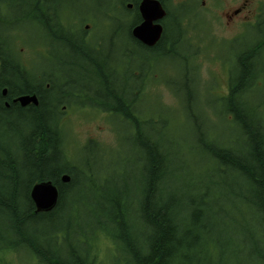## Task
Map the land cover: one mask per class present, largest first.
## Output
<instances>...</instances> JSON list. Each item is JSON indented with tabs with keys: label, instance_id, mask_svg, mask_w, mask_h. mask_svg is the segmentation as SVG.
Masks as SVG:
<instances>
[{
	"label": "trees",
	"instance_id": "1",
	"mask_svg": "<svg viewBox=\"0 0 264 264\" xmlns=\"http://www.w3.org/2000/svg\"><path fill=\"white\" fill-rule=\"evenodd\" d=\"M176 32L168 49L164 47L168 56L178 55L176 49L183 44V34ZM18 53L13 46V60ZM263 53L261 40L237 55L227 94L218 98L220 109L216 112L223 126L217 124L220 118L212 122L220 132L207 128L211 120L201 112L189 84L182 99L186 120L178 123L166 111L145 119L137 109V98L143 95L136 93L127 99L111 95L106 108L131 127L129 141L140 154V176L136 192L102 193L91 202L82 198L78 203L77 191H96L99 177L76 162L74 150L69 152L60 123L63 113L49 114L44 108L7 112L0 107V264H10L5 254L20 250L35 264H102L92 250L100 239L114 250L116 264H250V246L264 243V64L259 62ZM77 65L81 80L106 79L102 63L83 61ZM6 68L11 69L9 81L1 82L0 90L6 87L10 97L30 94L32 82L24 69L16 61L14 67ZM113 71L110 79L116 78ZM98 85L102 86L100 94L105 93L103 89L110 91L102 83ZM71 86L76 92L69 102L76 100L79 105L91 104L106 111L103 103L106 105L107 99L91 98L90 90L70 81L65 89ZM187 130L190 145L178 139ZM179 144L185 148L180 150ZM92 148L99 149L89 142L82 151L88 153ZM186 151L198 152L209 165L204 183L202 176L193 180L187 166H179ZM63 175L69 177L66 184L61 182ZM44 181L57 188L58 202L52 211L36 213L29 194L34 185ZM221 191L236 214L245 212L251 217L255 233L245 224H234L229 234L224 233L230 220L221 206ZM84 204L104 219L97 217L82 227L80 216L74 215H79L78 207ZM61 219L65 222L57 232ZM43 226L48 230L38 233V227ZM10 231L16 234L15 241H10ZM58 240L68 245L67 259L61 255L62 246L55 244ZM80 244L87 246L83 254L73 249ZM231 245L232 261L228 256ZM122 250L125 255L117 256ZM253 258L264 264V251L254 252Z\"/></svg>",
	"mask_w": 264,
	"mask_h": 264
},
{
	"label": "rangeland",
	"instance_id": "2",
	"mask_svg": "<svg viewBox=\"0 0 264 264\" xmlns=\"http://www.w3.org/2000/svg\"><path fill=\"white\" fill-rule=\"evenodd\" d=\"M256 1L253 4L255 6L252 7L251 5L249 8L252 13L248 14L245 12L240 17V19L245 17L244 22L250 21L251 15L258 14L256 10H258V5L262 1ZM178 4L180 2L174 0L169 5V10L173 16H178V12H180V5ZM233 4V0H221L219 10L224 12L228 5ZM218 13L221 12L218 11ZM240 21L237 20L235 23L228 25L225 20L220 19L219 23L209 24L203 30L187 29L180 24V34H183V44L176 49L178 55L175 57L164 54L161 48H158L152 54L142 51L137 58H127L124 63L121 62L122 59L119 54L116 57L113 56L110 72L114 70L116 78L110 79L111 89L108 93L120 95L126 99L131 98L136 93L143 95L137 98V109L140 110L141 115H144L145 119L157 117L166 111L178 123V121L183 122V120H186V117H183V113L186 114V112L185 110L183 111L182 99L186 96V87H188L186 84H189L191 85L189 88L193 90L191 94L194 97L196 96L195 99L199 102L201 112L211 120V122L206 124L207 128L216 130L212 122L220 118L218 113L220 109L218 98L225 97L227 94L230 71L235 64L234 61L237 55L245 51L247 47L252 46L255 42L264 40V26L257 28L255 30L257 31L256 34L255 31L250 29L246 31V34H242L243 28H240V26L243 25L245 28L246 23L243 22L240 25ZM257 26L258 24L252 28H256ZM201 31H205L206 34H200ZM174 33L177 34L176 30H174ZM104 35L92 34V40L95 41L96 38L97 40H101ZM172 35H165V40L162 41L163 49L164 47L168 49V41L172 39L170 38ZM35 42L36 39L33 36L24 37L23 35L19 36L16 34L12 38L14 50L18 48V51L23 45L27 43L34 45L33 43ZM99 43L102 44V42ZM25 46L22 50L23 60L26 65L29 66L31 64V66H34L32 53ZM259 62L264 64V53L260 56ZM57 67V62L49 60L45 55H41V58L35 62V69L39 71L52 70ZM73 75L74 83L78 87L90 90L92 95L99 94L100 87L102 86H99L92 80L79 79L81 76L79 69L75 68ZM261 83L264 85V75ZM138 90L139 92H137ZM103 91L105 90L103 89ZM262 92L264 94V89H262ZM107 100L108 103L106 105L103 103L105 108L111 102L110 97ZM72 101H75V103L70 105V102H63L61 105V107H68L69 110L68 113H63L60 119L65 132V142H67L69 152L74 150V156L78 158L76 162L80 161L99 177V187L97 190L95 189L97 192L92 190L83 193L80 190L77 191V194H79L78 203H80L82 198L87 202H91L92 199H95L102 193L122 195L124 191L136 192V183L140 176V164L138 162L140 154L129 141L132 134L131 127H128V123L123 122L117 116L110 115V110L107 108L106 111H102L91 104L83 106L78 104L79 101ZM177 118H182V120H177ZM221 121L220 118L217 124L222 125ZM223 129L225 128L223 127ZM216 131L218 132L219 129ZM178 139L180 143L186 145H190L192 142L189 130L183 131L182 135L178 136ZM89 142H92L99 149L92 148L91 152L84 153L82 149ZM183 147V145L179 144L180 150ZM178 162L179 166H187L193 180L198 176H202L201 182L204 183L206 181V173L210 168L204 160L200 159L198 152L193 151L189 153L186 151L184 156H181V159L179 158ZM95 180H98V178ZM220 194L222 197L220 198V201L222 200L221 206L225 217L230 220L229 225L225 226L226 230L224 233L229 234L234 229V224H245L255 233L256 228L251 222V217L245 212L236 214L230 207L229 198L224 196L225 193L223 191ZM78 214V216L74 215V218L80 216L78 222L81 223L82 227L92 222V220H96L97 217L104 219L103 216L97 214L85 204L78 207ZM239 215L241 217L240 221L238 220ZM64 222L65 220L61 219L56 224L57 228L55 230L57 232ZM41 230L47 231L48 227H38L37 232L40 233ZM3 232L6 231L3 230ZM29 232L33 233L32 230ZM15 240L16 234L10 231V241ZM56 243L62 246L60 248L61 255L67 259L68 245L59 240ZM73 247L77 254H83L85 251L83 247L87 246H81L80 244ZM229 247L228 256L230 261H232L233 246ZM247 247L244 249L248 253L249 249ZM109 249L105 240L102 239L98 240L96 246L92 248L97 253L102 264H116L113 260L114 250L112 248ZM60 250L57 251L58 254H60ZM250 250L252 253L250 264H259L253 258V254L258 250L264 251V243H253L250 246ZM118 255H125V253L122 250ZM5 258L10 264H35L29 260V256L25 250L18 251V254L6 253Z\"/></svg>",
	"mask_w": 264,
	"mask_h": 264
},
{
	"label": "flooded vegetation",
	"instance_id": "3",
	"mask_svg": "<svg viewBox=\"0 0 264 264\" xmlns=\"http://www.w3.org/2000/svg\"><path fill=\"white\" fill-rule=\"evenodd\" d=\"M174 0H0V83L7 82L8 71L17 62L25 74L31 79V93L15 97L8 96L6 87L0 90V107L10 112L15 109L30 111L44 108L49 114L68 113V107L61 105L69 103V97L76 90L73 86L65 87L73 78L78 62H95L104 68L106 79L102 83L108 90L110 85V67L113 56H121L122 63L127 58L135 59L142 52L155 53L162 50L164 34H175L181 31L180 24L187 29L203 30L210 24L225 20L229 25L240 21V17L249 10L256 0H233L225 11L219 10L221 0H176L180 2L178 16H173L169 5ZM259 1V0H258ZM258 5V14L240 26L242 34L247 30L255 31L264 26V0ZM148 5L149 11L142 9V4ZM157 3L158 6H155ZM260 6V7H259ZM220 11L221 13H218ZM250 12V13H249ZM254 19V20H253ZM257 21V23H256ZM256 28H252L257 25ZM160 29V33L159 30ZM264 30V29H263ZM257 31H255L256 34ZM33 36L36 42L25 44L20 48L16 59L12 57V38L14 35ZM92 34H106L101 40H92ZM134 34H162L153 46L145 45ZM200 34H206L201 31ZM99 42H102L100 44ZM24 46L33 56V64L28 66L23 60ZM22 54H21V53ZM160 53V52H159ZM114 54V55H113ZM45 55L49 60L57 62V68L39 71L35 62ZM3 72L1 69L4 65ZM7 69V70H6ZM70 78V79H69ZM77 89V88H76ZM73 90V91H69ZM95 94L91 98L105 101L111 94ZM34 97L36 104L30 102L22 106L17 100L21 97ZM72 100L70 101L71 105ZM60 106L58 109L57 107ZM43 109V110H44ZM61 109V111H60Z\"/></svg>",
	"mask_w": 264,
	"mask_h": 264
},
{
	"label": "water",
	"instance_id": "4",
	"mask_svg": "<svg viewBox=\"0 0 264 264\" xmlns=\"http://www.w3.org/2000/svg\"><path fill=\"white\" fill-rule=\"evenodd\" d=\"M155 6L160 9L159 5L155 3ZM142 9L144 11H149L148 5L146 3L142 4ZM159 33H160V29ZM135 37L140 39L145 45L153 46L159 40L161 34H134ZM22 106L27 105L32 102L36 104L34 97H21L17 100ZM62 183H68L69 177L63 175L61 177ZM30 199L34 204L36 213H47L52 211L58 202V190L57 188L49 181L45 183L36 184L30 190Z\"/></svg>",
	"mask_w": 264,
	"mask_h": 264
},
{
	"label": "bare ground",
	"instance_id": "5",
	"mask_svg": "<svg viewBox=\"0 0 264 264\" xmlns=\"http://www.w3.org/2000/svg\"><path fill=\"white\" fill-rule=\"evenodd\" d=\"M45 182H49V181L39 182L38 184H40V183H45Z\"/></svg>",
	"mask_w": 264,
	"mask_h": 264
}]
</instances>
